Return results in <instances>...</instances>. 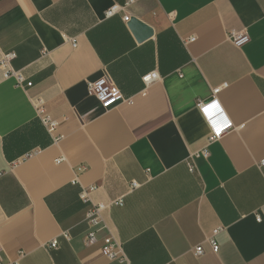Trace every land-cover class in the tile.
<instances>
[{"label":"crops","instance_id":"crops-1","mask_svg":"<svg viewBox=\"0 0 264 264\" xmlns=\"http://www.w3.org/2000/svg\"><path fill=\"white\" fill-rule=\"evenodd\" d=\"M126 1L0 0V52L32 83L0 69L1 264H264V0H135L107 16ZM126 15L150 37L138 41ZM234 32L249 42L236 46ZM103 77L122 95L111 109L88 92ZM207 103L232 124L214 141ZM91 187L94 203L123 199L100 238L128 263L86 243Z\"/></svg>","mask_w":264,"mask_h":264},{"label":"built area","instance_id":"built-area-1","mask_svg":"<svg viewBox=\"0 0 264 264\" xmlns=\"http://www.w3.org/2000/svg\"><path fill=\"white\" fill-rule=\"evenodd\" d=\"M135 0H127L124 5H115L108 12L107 16L111 17L121 11H126L131 5H133ZM125 22L130 21V16L126 15L124 17ZM194 39H192L193 41ZM231 40L233 43L241 47L244 44L249 42V36L246 33H232ZM76 44L74 43V46ZM15 58L13 53H1L0 52V69L3 71L4 78L13 79L16 82V85L20 88H30L32 87V83L27 82L24 75L13 69L12 61ZM159 76L157 74H150L144 77V83L146 85H150L154 81H157ZM220 89L214 91V94L217 95ZM88 92L91 96L95 97L102 105L104 109H111L117 106L123 99L120 91L111 83V81L107 77H103L96 82L88 84ZM35 107L37 110V114L39 119L41 120L44 127L47 131L52 135L54 141L57 142L60 140L61 135L58 134V122L53 119L46 109V103L43 99H37L35 101ZM202 111L210 118V122L214 126L213 129V137L212 141L220 139L222 135L232 128V124L228 121L217 123L216 115L218 113V109L214 106V103L203 104ZM215 110V111H213ZM215 116V117H214ZM28 155L27 157H29ZM202 156L203 158H208V152L203 151L201 155H195V158ZM64 161L63 158L59 159L57 162L60 163ZM264 163H262L263 165ZM194 166L190 165V170H194ZM76 183V181H74ZM137 186L136 183L133 184V188ZM95 191V187H91L89 189H82L80 193V199L86 203L89 208L86 213V223L88 225V233L86 237V243L88 245H92L100 241V234L103 232V213L104 211L111 205L114 206H123V199H118L110 202L108 205L101 203H94L92 200V193ZM224 230L223 227H219L213 230L212 235L208 238V243L210 244L212 250L214 252H218L219 245L216 241V237ZM63 237L67 240H70V235L65 232L63 233ZM102 255L110 261H117L119 263H128V258L124 252L122 244L114 239L111 235H105L102 237ZM58 241L54 240L49 245L50 249L58 248ZM204 254V250L202 246H198L194 249V255L196 257H201ZM2 263L1 249H0V264ZM16 264V263H15Z\"/></svg>","mask_w":264,"mask_h":264},{"label":"water","instance_id":"water-1","mask_svg":"<svg viewBox=\"0 0 264 264\" xmlns=\"http://www.w3.org/2000/svg\"><path fill=\"white\" fill-rule=\"evenodd\" d=\"M129 26L136 35L138 41H143L146 36L150 37L151 35L150 29L136 18L130 20Z\"/></svg>","mask_w":264,"mask_h":264}]
</instances>
